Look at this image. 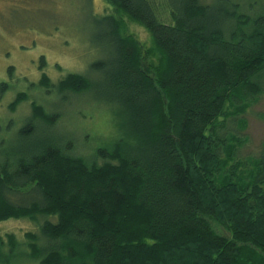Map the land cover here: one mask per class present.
<instances>
[{
	"label": "trees",
	"instance_id": "1",
	"mask_svg": "<svg viewBox=\"0 0 264 264\" xmlns=\"http://www.w3.org/2000/svg\"><path fill=\"white\" fill-rule=\"evenodd\" d=\"M103 1L108 56L93 70L118 136L79 157L55 136L57 115L30 105L0 156V222L37 232L26 250L0 237V264H264V143L237 157L241 118L264 95V5L253 15L241 0ZM39 86L66 99L94 83L68 74L52 90L43 75Z\"/></svg>",
	"mask_w": 264,
	"mask_h": 264
},
{
	"label": "rangeland",
	"instance_id": "2",
	"mask_svg": "<svg viewBox=\"0 0 264 264\" xmlns=\"http://www.w3.org/2000/svg\"><path fill=\"white\" fill-rule=\"evenodd\" d=\"M212 1L202 0L206 5ZM241 1L253 15L261 14L264 0ZM109 11L103 0H0V91L3 85L7 86L0 95L2 158L17 147L21 129L32 118V103L57 115L55 136L74 144L79 157H91L118 136L119 119L115 109L98 97L102 78L94 71L95 64L108 56L107 49L99 47V41L106 30L100 18ZM126 30L138 45L149 48L151 36L144 28L128 22ZM150 62L147 59L145 63ZM68 74L89 76L94 86L89 92L69 94L66 99L39 86L45 75L53 90ZM19 93H25L27 100L11 112L9 106ZM241 120L245 128H239L237 138L244 144L237 157H255L264 143V95ZM36 232L37 228L28 220L0 222V237L5 240V236L13 235L24 250L25 235ZM16 258L9 264L24 262V258ZM27 264L39 263L32 260Z\"/></svg>",
	"mask_w": 264,
	"mask_h": 264
},
{
	"label": "flooded vegetation",
	"instance_id": "3",
	"mask_svg": "<svg viewBox=\"0 0 264 264\" xmlns=\"http://www.w3.org/2000/svg\"><path fill=\"white\" fill-rule=\"evenodd\" d=\"M41 60H42V59H41ZM41 66H44V65H42V61H41ZM5 89H7V86H6V85H3V86H2V91H0V95L3 93V91H4Z\"/></svg>",
	"mask_w": 264,
	"mask_h": 264
}]
</instances>
